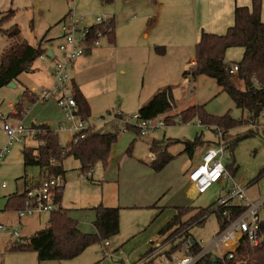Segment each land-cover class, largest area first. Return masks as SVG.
<instances>
[{
  "label": "rangeland",
  "instance_id": "obj_1",
  "mask_svg": "<svg viewBox=\"0 0 264 264\" xmlns=\"http://www.w3.org/2000/svg\"><path fill=\"white\" fill-rule=\"evenodd\" d=\"M128 2L130 3L129 0H113L109 5L102 3L101 0H0L1 12L14 11V16L3 22L0 14V62L8 49L21 42H27L35 47L41 45L42 49L51 48L60 58L58 46L61 42V21L69 12L86 17V24L94 22L98 15L108 14L109 10L116 13L118 24L116 64H114L115 59L110 56L112 45L104 42L103 46L99 47L104 49L96 57L92 56L95 59L93 63L90 61L85 64L86 68L77 75V80L83 82L87 92L86 99L91 106V116L88 121L96 123L98 128L109 132L117 130L118 140L112 146L107 164L102 161L95 163L92 168L93 174L90 176H86L87 173L81 170L79 160L74 157L66 158L63 166L65 173L62 175L63 193L60 204L68 209L72 217L79 220L81 230L86 233L95 232L96 206L102 204L111 208L119 207L120 231L110 239L111 249L122 246L124 256L137 261L149 249L151 240L159 237L158 232L174 216L178 205L196 208V211L214 207L234 186L233 184L246 188L250 198L264 196V178H259V174L264 170V132L258 123H252L247 119L246 110L237 108L230 95L221 91L214 78L200 75L192 83H186L180 71L174 74L171 70L174 74L171 76L173 82L170 84L174 88V101L170 108L172 115L168 116H174L175 124L169 123L163 130L143 138L138 137L135 131L123 134L112 120L113 116L117 112L123 115H133L138 112L140 109L137 105L138 100L147 94V98L150 99L159 88L150 85L149 72L143 69L147 66L132 60L139 53L137 46L123 44L126 41L124 39L126 29L120 21L129 10L126 7ZM192 2L193 0L191 4ZM132 4L137 3L133 1ZM262 4L264 21V0ZM132 7L135 8L134 5ZM131 15L139 17L137 12ZM14 25L20 30L17 38L10 37L5 32ZM164 48L167 51L165 46ZM180 50L187 51L189 48L184 47ZM168 51L173 53V49ZM242 56L241 47H232L226 51V59L231 63L239 62ZM46 58L45 60L37 58L33 64L37 70L34 72L32 67V71L21 74L16 87L7 85L0 89V115L3 116L0 118V148H3L8 141L3 129L4 119L13 125L18 122L29 125L33 121L38 123L47 121L49 123L47 125L52 129L58 127L62 113L52 104L53 102H48L52 99L36 102L29 93L28 100L24 97L27 87H35L38 90L42 87L41 84L46 82V77H49L48 65L54 59ZM121 69L124 70L123 73ZM234 82L239 89H245L243 80L235 77ZM165 86L167 85L160 87ZM152 90L154 91L150 93ZM23 100L25 104L23 111L26 113L19 116L15 105ZM191 105H203L206 112L214 116H221L229 111L234 119L241 120L243 117L242 119L246 121L241 126L228 130L224 140V143L226 140L231 143L241 138L234 147L233 154L227 152L224 160V165L230 166L233 163L235 173L229 180L214 183L205 193L193 198L188 194L187 173L193 165L201 161L202 152L208 148V145L198 147L190 156L183 152L184 142L192 141L196 136H202L205 141H213L216 140V136L209 126L198 125V117H193L186 123L178 121L180 111ZM12 117L17 119H10ZM58 132L61 144L68 145L72 138L71 133ZM154 139H157L155 141L160 142L162 148L174 156V159L160 171L150 167L153 157H156L152 153ZM38 144L37 140L28 147H37ZM23 147L24 143L13 142L0 166V224L7 228H14L17 224L21 227L19 221L25 218H19L7 207V196L24 190L21 179L23 175L26 174L29 180L39 177L37 166L25 168L21 152ZM129 148H132L131 155L126 153ZM3 184L6 187H3ZM49 216V213L40 214L38 223L44 224H41L40 229L46 226ZM261 216L264 217V209ZM183 219H187V216ZM219 227L217 214L211 212L205 223L194 226L190 234L197 240L203 239L205 245H210L218 236ZM8 232L9 229L0 230V235ZM12 238L16 240L19 237L12 236ZM220 249L224 251L222 245ZM104 252L102 243L97 242L72 259L39 263L37 253L11 251L8 243H4L0 245V264H99L105 258ZM244 262L247 264L246 261ZM103 264H116V262L105 258Z\"/></svg>",
  "mask_w": 264,
  "mask_h": 264
},
{
  "label": "trees",
  "instance_id": "obj_2",
  "mask_svg": "<svg viewBox=\"0 0 264 264\" xmlns=\"http://www.w3.org/2000/svg\"><path fill=\"white\" fill-rule=\"evenodd\" d=\"M252 7L238 6L234 11V25L230 26L224 33L216 34L211 32H203L200 41L195 49V65L189 69L194 77L205 75L214 78L218 87L222 92H227L237 108L247 111V119L254 123H261L258 118L259 112L264 106V21L262 20L263 4L262 0H251ZM1 22L8 20L14 16V11L7 13L1 12ZM111 25L108 26V38L113 43L115 40V24L111 18ZM105 30L106 25L101 24L95 26L96 29ZM10 37L17 38L20 34L16 25L5 31ZM232 47H241L243 56L239 62H228L226 59V51ZM46 49H42L41 45L37 47L27 42H21L8 49L2 56L0 62V89L7 86L11 81H19V77L23 73L32 71L34 62L40 55L46 53ZM49 58H52L49 55ZM233 65L238 66L237 73H231L230 68ZM237 77L244 81L245 89H239L234 78ZM75 86V85H74ZM173 88L171 86L159 89L142 107L138 110L141 118L152 119L167 112L171 108L173 99ZM29 89L24 91V97L27 99ZM75 98L80 107V113L86 120L91 115L90 106L86 97L81 90L75 86ZM28 100V99H27ZM25 107L24 100L15 105L17 113L23 114ZM180 116L185 122L191 121L193 117H198L203 125L209 126L213 130L216 140H203L202 136H196L192 141H185L184 151L190 156L194 151L205 144L209 146L219 143L217 140V128L223 130L224 140L226 132L232 128L239 127L246 121L234 119L230 112L221 116H214L207 113L203 105H191L182 111ZM23 116V115H22ZM174 116H166L167 123L175 124ZM46 132L40 134L37 138L39 144L37 147H28L24 145L22 149V159L25 168L37 166L39 169V177L35 182H39L44 178L63 175L64 161L68 157H74L81 163V170L88 173L98 161L107 164L110 158V151L113 144L118 140V131L102 132L93 129L84 138L77 143L69 141L68 145L61 144L59 134L55 133L50 125L42 124ZM134 129V128H133ZM264 132V129H263ZM241 138L233 140L229 143L227 140L224 145L227 152L233 154L234 147ZM132 148L128 149L131 152ZM152 153L153 157L150 167L160 171L165 165L170 163L174 156L169 154L166 149L162 148L160 142L153 141ZM225 167L233 175L236 169L233 163ZM264 175V170L259 174V178ZM21 178L25 183H29L26 174ZM259 178L257 180H259ZM63 187L57 192V200H62ZM25 192L13 193L8 196L7 207L11 210H19L24 207ZM219 203V202H218ZM218 203L216 205H218ZM190 208L189 206H177L176 213L168 221L158 233L163 237L162 243L165 246L158 255L162 253L171 254L176 252L180 243L190 234V230L196 225H202L208 219L211 212L217 214L219 218L218 233L227 228V226L236 219L245 209L246 205L235 204L229 207V214L223 215L225 208ZM187 216V219H183ZM120 208L106 207L99 204L95 207L94 233H86L81 230L79 220L69 214L68 209L60 204V208L52 212L49 216L46 226L36 231L30 237L14 240L9 245L11 251H33L37 253L38 262L48 260H66L72 259L89 246L110 240L120 231ZM259 243L253 245L248 238H245L238 247V259L222 260L213 253L204 255L196 264H264V217L262 218L258 228ZM161 243V245H162ZM167 243V244H166ZM118 247L117 249H121ZM157 248L151 243L149 249L143 256ZM202 248L198 241L194 243L192 251L195 254ZM157 258V257H156ZM156 258H150L145 264H153ZM216 259V260H214ZM239 261V263H237Z\"/></svg>",
  "mask_w": 264,
  "mask_h": 264
},
{
  "label": "built area",
  "instance_id": "obj_3",
  "mask_svg": "<svg viewBox=\"0 0 264 264\" xmlns=\"http://www.w3.org/2000/svg\"><path fill=\"white\" fill-rule=\"evenodd\" d=\"M111 17L106 15H98L95 17V21L91 24H86V17L78 15L75 12H69L61 21V42L58 46L60 52V58L54 56L55 63L52 68V86L36 89L35 87L29 88V95L32 96L36 102H43L50 99H55L57 105L63 112V121L58 124L56 129H52L55 133L58 131H68L71 133V142L77 143L80 139L84 138L87 134L96 128V123L84 119L80 113V107L75 98V86L73 82V68L75 62L87 55L91 51L102 46L103 42L108 37V26L111 25ZM104 24L105 30L96 29L95 26ZM55 53V52H54ZM49 57L46 53L40 55V59ZM192 66L195 65V59L191 62ZM231 73H237L238 66L233 65ZM26 112L23 111V114ZM122 117V121L137 130L138 135L143 137L151 133H156L163 130L167 125L166 112L159 114L156 118L144 119L139 114L123 115L117 112L114 117ZM3 117L0 115V118ZM258 118L261 119V123H258L259 127L264 129V106L258 114ZM179 122L186 123L180 116ZM198 125H203L198 119ZM254 123V122H252ZM42 124L26 125L23 122H18L13 125L10 121L4 119L3 129L5 130L8 141L7 144L0 148V166L4 161L9 146L19 141L26 146H30L31 143L37 141L40 134L46 132V129L41 126ZM224 132L217 128V140L218 144L209 146L201 157V161L191 168V172L188 175L189 196L195 197L205 193L212 184L223 180H229L231 177L230 171L225 167L224 160L227 153V148L224 145ZM90 170L86 176L92 175ZM264 178V175L261 177ZM229 189L227 194L220 199L217 208H225L223 212L224 216L229 214V207L235 204H244L246 209L234 219L226 229L218 233V236L213 239L210 245H205L204 240H197L191 235H188L180 243L176 252L171 254L158 253L162 250L164 245H161L162 238L159 236L155 240H151V243L157 246V248L147 254L141 256L137 261H132L130 258L124 256L121 249H111L110 240L102 242L104 246L105 258L115 260L116 264H145L150 258H156L153 264H196L204 255L213 253L220 257L222 260L238 259V247L241 242L248 238L253 245L259 243L258 228L262 220V209H264V196L259 198H250L247 195V189L235 185ZM264 185V180H263ZM5 186V184H4ZM63 187L62 175L53 176L50 178H44L39 182L35 180H29L25 189L24 207L17 210L19 217L40 215L43 213H49L56 211L60 208V202L57 200V192ZM237 199V200H236ZM0 230H8V228L0 224ZM14 237L20 236V230L18 228L11 229ZM195 241L201 244L202 248L195 254L192 251V247ZM150 243V244H151ZM221 245L224 251L220 249ZM105 258L103 260H105ZM103 260L99 264H103ZM150 261V260H149ZM239 263V261H237Z\"/></svg>",
  "mask_w": 264,
  "mask_h": 264
},
{
  "label": "crops",
  "instance_id": "obj_4",
  "mask_svg": "<svg viewBox=\"0 0 264 264\" xmlns=\"http://www.w3.org/2000/svg\"><path fill=\"white\" fill-rule=\"evenodd\" d=\"M101 1L102 3L105 4L108 3L109 5L113 3V0H101ZM129 1L130 3L128 2L129 4L128 6H126L128 7L129 10L124 15L123 19L120 21L121 24H124V27L126 29L124 34V39L127 42L124 41L123 44L128 43L130 45L137 46V48L139 49V53L137 56H134L132 60H134L139 64L141 63L147 66L146 68L143 69L146 70L145 72L147 71L149 72L150 75L149 83L152 86L154 85L157 88L159 87L158 90L163 88L160 87L162 85L171 86L173 88V86L170 85L173 82L171 81L172 80L171 76H174V74L177 73L178 71H180V73L182 74V79H184L186 83H192V81H195L197 76L194 77L192 73L189 71V69L193 67L191 65L192 64L191 62L196 57L195 49L197 43L201 39L200 37L202 33L203 32H211L216 34L224 33L230 26L234 25L235 23L234 11L236 7L243 6V4H247L248 7H252L251 0H193L192 4H191V0H129ZM133 1H136L137 4H132ZM133 5L135 8L132 7ZM134 12H137L139 14V17L136 18V15L132 16L131 14ZM104 15L110 16L113 19V22L117 28L118 24L116 21V13L114 11L109 10V13ZM88 20L91 19L88 18ZM116 28H115V40L117 37ZM118 36H120V34H118ZM104 42L107 43L109 42L113 46L110 47V50L112 52L111 53L112 55L110 54V56L112 57V59H115L114 64H116L115 50L117 48L116 46L117 40L115 43H113L107 37V40H105ZM164 46L166 47L167 51H165ZM184 47H188L189 50L181 51L180 49ZM49 49L51 48H47L46 51H48ZM103 49L104 48H99V49L97 48L91 51L86 56L78 59L74 64V68L72 71L73 82L74 85L77 86L79 90H81V92L85 97H87V92L84 88L83 82H79L77 80V75L81 72L82 69L86 68L85 64H87L90 61L91 63H93L95 59H93L92 56L96 57L97 55L100 54V51H102ZM168 49L169 50L173 49V53L169 52ZM189 55H191L190 59L193 58L191 59V61L188 58ZM54 56H57V54L54 53V55L51 56L52 59L54 60L51 61L48 65L49 70L47 75H49V77H46L45 83L42 84L40 83L42 86L40 88L52 86L53 83L52 68L55 63ZM45 59L47 58H44L42 60ZM33 70L34 72L37 70L35 65H33ZM171 70L174 71V74L171 72ZM123 71L124 70L121 69L122 73ZM27 89H29V87H27ZM153 91L154 90H152L150 93H152ZM147 97L148 94L142 97L140 100H138L137 105L140 106L138 108H141L142 104L146 103L149 100ZM48 102H53L52 104L58 107L59 108L58 110H60L62 113L61 114L62 118L58 123L63 121V117H64L63 112L60 109V107L57 105L56 100L52 99V101H48ZM171 106H173V104ZM90 111H91V106H90ZM137 113L138 112H135L134 114ZM169 114L172 115L170 109L166 112V115ZM126 115H130V114H126ZM13 118L16 117H12L10 119ZM112 120L116 122V126L123 134H126L129 131H135L138 137L140 138L145 137V136L143 137L139 136L136 129L127 126V124H125V122L122 121L121 116L120 117L113 116ZM32 124H49V123L47 121L39 122V123L33 121L29 125ZM96 129L102 132H109L105 129L98 128L97 125H96ZM155 140L157 139H154V141ZM204 152L205 150L202 152V155L204 154ZM126 153L128 155H131L132 151L130 153L127 151ZM191 168L187 173V184H188V175L192 170ZM35 178L37 177H34V179ZM23 185H24V190L17 191L15 193H22L25 191L27 187V183H25L24 179H23ZM3 187H6V185L4 186L3 184ZM178 206L183 207L185 205H178ZM14 212L18 216L17 211L14 210ZM29 217L35 218L37 220L30 219ZM22 219L19 222L21 224V227L23 228L19 227L18 224H17L18 227L17 226L14 227V229L18 228L20 230L19 238L20 237L26 238L25 235H28L27 237H30L36 231L40 230V227H42L41 224H43V223H38L40 221L39 220L40 215L25 217L24 218L25 220L23 219V223H22ZM8 229L10 230V232L0 235V245L4 243H8V245H10L11 242L14 241V239L12 238L13 235L11 231V229L13 228H8Z\"/></svg>",
  "mask_w": 264,
  "mask_h": 264
},
{
  "label": "water",
  "instance_id": "obj_5",
  "mask_svg": "<svg viewBox=\"0 0 264 264\" xmlns=\"http://www.w3.org/2000/svg\"><path fill=\"white\" fill-rule=\"evenodd\" d=\"M47 54L50 55V56H53V55H54V51H53V49H49V50L47 51ZM8 86H10V87H16V82H15V81H11V82L8 84ZM214 260H216V259H214Z\"/></svg>",
  "mask_w": 264,
  "mask_h": 264
}]
</instances>
